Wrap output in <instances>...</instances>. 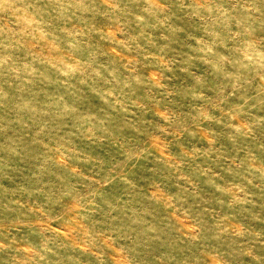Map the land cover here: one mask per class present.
<instances>
[{"label":"rangeland","instance_id":"obj_1","mask_svg":"<svg viewBox=\"0 0 264 264\" xmlns=\"http://www.w3.org/2000/svg\"><path fill=\"white\" fill-rule=\"evenodd\" d=\"M0 264H264V0H0Z\"/></svg>","mask_w":264,"mask_h":264}]
</instances>
